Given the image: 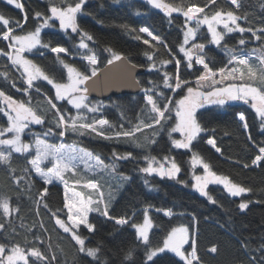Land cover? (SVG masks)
<instances>
[{
  "label": "trees",
  "instance_id": "obj_1",
  "mask_svg": "<svg viewBox=\"0 0 264 264\" xmlns=\"http://www.w3.org/2000/svg\"><path fill=\"white\" fill-rule=\"evenodd\" d=\"M18 2L23 3V10L9 4L7 0H0V14L10 21H19L22 25V28H17L15 24L10 25L14 30L13 35H28L34 32L43 23V18L35 17L37 12L47 17L51 15L52 6H74L79 0ZM162 2L184 10L192 5L204 7L205 12L198 14L200 18L204 15L210 16L215 11H232L242 17L238 21L242 27H251L253 30L264 28V0H237V5H233L231 0H216L215 5L208 4V0ZM77 23L79 31L73 33L71 29H60L58 21L52 20L51 24L56 28L44 29L40 36L41 45L26 52L25 56L49 78L65 83L68 80L65 64L90 75L92 66L84 57L95 53L98 58L97 68L100 70L108 64V59H111V54L107 51L110 48L126 56L133 64L144 68V72L137 77L142 89L136 94L111 96L105 100L89 97V102H103L104 107L98 113L90 112L87 108L76 109L67 100H56L55 89L44 80L34 82L27 92L22 91L27 88L25 75L8 56L0 54V91L17 102H24L45 120L43 125L25 130L23 141L33 144L29 152L16 153L11 151L9 146L0 145V151H11L8 163L0 160V199L8 198L12 209L7 216L0 209V223L5 225L4 229H0V244L5 245L7 249L18 244L26 252L37 248L49 257L55 254L56 260L52 264H152L147 260V251L163 247L164 241L173 230L186 227L190 237L185 245V252L191 253V246L195 241L199 257L193 264H264V161L258 165L252 164V160L259 154V147H264V129L261 128L264 122L252 107L251 101L205 105L203 109L197 110L198 121L205 131L193 141L191 148L177 149L172 143V138L177 137L171 131L177 123L175 101L182 99L186 88L183 92H174L172 88H168L163 82L164 73L175 76V60L180 59L181 79H187L190 86L197 88L200 85L195 83V77L199 74L196 69L202 70V66L195 64V55L193 69H187V58L180 51L186 29L182 12H174L168 17L163 10L153 7L147 0H86L82 12L77 15ZM145 27L152 36L140 31ZM5 30L6 27L0 24V50L9 52L12 51L9 48L10 42L2 39ZM82 31H87L93 37L91 41L84 38V42L89 45L88 49L79 46ZM156 36L160 39H154ZM241 38L246 40L244 46L238 44ZM210 39L207 27L201 26L198 27L195 40H191L187 46L192 48L195 43L205 44L203 52L207 54L206 59L210 66L220 67L228 64V49H233V54L242 53L248 56L250 61L264 51V40H256L251 32L227 34L222 46L211 44ZM144 40L150 43L145 44ZM45 44L48 45L47 48L43 46ZM55 46H63L68 52L52 53L50 49ZM193 52L196 50L193 49ZM149 56L152 57L151 60ZM166 61L170 62L165 63ZM153 63L156 64L155 69L151 68ZM235 64L233 62L228 66ZM207 89L211 87L204 88L205 91ZM149 94L154 96L161 110L164 109L167 98L171 97L173 100V104L168 105L171 109L170 118L162 120L160 124L153 122L152 118L156 114L147 102L146 96ZM50 101L56 103L61 113L72 116L83 114L85 119L81 122L106 118L110 122L109 126L103 128L107 134L120 130L121 125L126 131L136 125L140 126L134 137L126 141L105 140L95 134L80 135L71 132L64 137L55 134L40 137L55 146L64 144L81 152H91L93 157L99 155L103 165L96 164L94 160L90 163L95 164V167H89L88 163L79 159L74 162L75 170L80 168L83 171L85 182L95 180L98 185L96 177L112 162L118 172L129 177L126 186L109 207L110 216L126 218L129 224L117 225L114 220L93 211L89 213L88 219L95 225V231L89 232L83 225L78 229V233L85 238L87 247L100 248L98 259L79 252L71 234L65 233L55 223V219L59 216L71 226V221L67 219L65 191L68 193V199L74 203L83 202L92 207L99 197L87 194L84 186L76 184L74 180L67 181L64 178V181L53 180L51 185H46L29 163L36 156L35 137L32 133L42 134L50 127L54 132L58 131L53 123L58 114L51 108ZM0 108H5L3 98H0ZM239 113L245 115L247 129L243 127L244 122L239 120ZM165 115L168 117L169 113L166 112ZM7 126L6 116L0 112V127ZM209 138L216 140L215 147L207 143ZM137 144L142 147H137ZM128 152L133 153L136 158L113 159V153L121 155ZM193 154L200 156L216 174L228 177L233 183L251 191L232 196L222 186L211 184L207 187V197L199 195L192 189ZM145 156L161 160L165 157L173 158L181 168L177 179H162L158 175L140 171L149 163L144 159ZM52 162L49 157L42 162L41 167L46 170L52 166ZM65 181L67 189L64 187ZM45 186L48 187V193L42 197L40 193ZM242 202L248 203L246 209L239 207ZM168 211H171L172 215H168ZM53 213H56V216H53ZM146 218L152 223L149 245H145L133 227L143 224ZM213 247L216 248L215 253L211 251ZM7 254L9 253L4 255ZM153 259L155 264H186L170 252L158 254ZM28 264L44 262L29 255Z\"/></svg>",
  "mask_w": 264,
  "mask_h": 264
},
{
  "label": "snow or ice",
  "instance_id": "obj_2",
  "mask_svg": "<svg viewBox=\"0 0 264 264\" xmlns=\"http://www.w3.org/2000/svg\"><path fill=\"white\" fill-rule=\"evenodd\" d=\"M11 5H14L16 8L23 10V3L18 2V0H7ZM86 0H79L75 3L74 6L67 7H58L52 6L50 8L51 15L44 17L41 13L37 12L35 17L37 19L43 18V24L40 27H37L34 32L29 33L27 36L13 35V27L11 24H15L17 28H22V25L19 21H10L5 18L4 15L0 14V24L6 27V30L2 34V39L9 41V48L12 51L3 52L0 50V54L6 55L12 61L13 64L20 66L23 73L26 77L27 88L22 89V91L27 92L34 85V81L43 79L48 81L49 84L55 89V97L58 101H63L65 98L68 99L69 103L74 105L76 109L87 108L88 111L93 113L100 112L104 104L103 102H89L88 93L90 88L88 86V81L92 78L97 77L98 73V58L95 53L85 56V60L92 66L90 75L79 72L72 65H65L67 68L68 79L70 83H59L54 80H51L48 75H46L33 61L24 57L23 53L25 51H31L35 49L38 45H41L40 31L41 27H50L51 21L53 19L59 20V28L67 31L71 29L73 33L79 31V25L77 23V15L82 12L83 5ZM153 7L157 9H162L168 17H171L174 12H182L185 18V28L183 35V44L180 45V51L184 53V56L187 58V69H193V56H196L195 64L202 66L201 69H196L199 73L195 77V83L201 85L202 81H210L211 90L210 91H200L198 88H193L190 86V81L187 79H181L180 75V66L182 61L180 59L175 60L176 65V75L172 76L169 73L165 72L163 76V82L168 88H172L174 92L177 90L183 92L186 88V94L183 95L182 99L175 101V114L178 117L179 122L175 127L171 129L172 132L179 131L184 134V139L173 140V145L177 149H190L192 142L195 141L199 134L202 131H205L201 127L200 122L197 118V110L203 109L207 104L215 105H225L228 101H243L244 103L252 102V107L256 109L261 117H264V51L261 52L259 56L260 61V73H259V82L262 87H253L248 83H232L231 81L244 80L245 75L247 74L248 79L256 80L257 71L253 68V65L250 62L248 56L241 54H233V49H228V55L230 57L228 64L224 66H210L209 61L206 59L207 54L203 52L205 44L195 43L192 45V48H185V45H188L191 40H195L198 27L200 25H207V31L211 34L210 43L216 46H222V42L225 41L227 34L239 32L241 34L245 32H251L256 40H264V28L253 30V28L242 27L238 21L242 19L235 15L232 11H215L212 15H204L201 19L198 14L204 13L205 8L197 5H192L186 8V10L178 7H173L169 4L163 3L162 0H147ZM216 0H208V4L215 5ZM233 5H237V0H231ZM205 5V7L208 6ZM246 19V17H245ZM27 16L25 14V21ZM195 20L197 27L191 26V21ZM223 25V31L218 30L219 26ZM141 32L148 33L149 36L153 34L149 31L148 28H141ZM259 33V34H258ZM82 39L80 41V48L88 49L89 45L84 42V38L91 41L93 37L87 32H81ZM154 39L159 40L158 36ZM145 44H149L150 41L144 40ZM238 44L244 46L246 40L244 38L239 39ZM45 48L48 47L47 44L43 45ZM193 49L196 52H193ZM52 53L60 54L68 52L63 46H55L51 49ZM111 54V59H108L107 63L112 65L115 61H120L122 55L114 52L112 49H107ZM152 57L149 56V60ZM166 61L165 63H169ZM235 62L237 65L243 66L246 68V73L244 71H239L237 67H229L228 65ZM63 63V61H62ZM151 68L155 69L156 64H151ZM219 76V79L216 77ZM227 82L226 86L224 85ZM0 98H3L5 108H0L8 121L7 127H0V145L9 146L11 151L16 153H27L33 148V144L26 143L22 140V135L26 129H29L30 125H43L45 123L44 117L38 115L33 108L26 106L24 102H17L11 96L6 95L3 91H0ZM163 99V94H161ZM148 104L151 105L152 112L156 115L152 118L155 124H160L162 120L170 118L171 109L168 105L173 104L171 97L167 98L164 102V109L161 110L157 106V101L154 99L152 94L147 95L146 97ZM51 108L55 109L58 116L57 119L53 122L55 129L58 131L54 132L53 128H48L42 134L32 135L35 137V150L36 156L31 159L29 163L34 167L36 174H38L46 185H51L53 180L64 181V174L66 172L75 170V161L78 159L80 161L88 163L89 167H95V164L90 163L92 160L96 164L103 165L99 155L93 157L91 152L87 151H78L75 148H68L64 144L55 146L49 144L46 139L40 138L50 137L52 135H58L59 137L66 136L69 132L79 133L80 135H92L105 140H129L134 137V133L140 130V126L136 125L135 128L124 130L123 125L120 126V130H114L112 134H107L103 128L109 126L110 122L106 118H93L91 122H81L85 119L84 115L77 113L75 116L67 113H61L60 109L57 108L56 103L51 102ZM91 104V106H89ZM6 109V111H5ZM168 112L169 116L166 117L165 113ZM240 121L244 122L243 127L248 128L246 123V117L243 113L238 114ZM151 127V125H147ZM261 128L264 129V125H261ZM6 133H12L11 138H3ZM170 135V133H169ZM251 138V137H249ZM155 143V141H153ZM207 143L215 147L216 140L214 138H209ZM137 147H142V145L137 144ZM259 154L255 156L252 160L253 165H258L260 162L264 161V147H259ZM11 151L4 152L0 151V160L8 163L11 159ZM219 151V149H217ZM52 158V166L46 170L41 167V164L44 160ZM133 153L128 152L126 154L117 155L113 153V159H135ZM145 160H148L149 163L146 167L140 169L143 173L146 174H156L160 178H169L176 180L178 174L181 172L180 166L174 161L169 160L168 157H165L166 161H169V166L165 167L163 163L159 166H153L155 157H144ZM192 165L202 164L204 169L203 175H194L195 184L193 187L198 190L202 195L208 196L206 191L209 184H220L226 188L227 192L232 196H240L246 192H250L251 189L243 187L239 184L233 183L229 178L217 175L216 172L212 171L208 163L203 162V160L196 154H193ZM247 167V165H245ZM108 167V166H105ZM115 170V166H111ZM27 171V169L25 170ZM64 187L67 189V182H64ZM87 187L96 189L98 185L95 180H89ZM48 193V187L45 186L40 193L43 197ZM102 195V194H101ZM65 207L67 208L68 216L67 219L71 221V226L66 224L63 219H60L59 216H56V213H53V216H56L55 223L63 229L65 233H70L71 238L78 245V251L85 253L86 255L92 258H99L100 248H90L86 246L85 238L78 233V229L81 225L85 226L89 232L95 231V225L91 223L88 219L90 212H97L103 215L108 219L114 220L117 225H127L129 220L126 218H116L110 216V209L107 203L101 199L95 204V207L85 204L83 202L74 203L72 200L68 199V193L65 191ZM215 202V201H211ZM47 207V205H45ZM239 207L243 210L248 207V203H241ZM0 209L3 210V213L7 216L10 211H12L10 202L8 198L0 199ZM18 211V209H16ZM168 215H172L171 211H168ZM147 217V213H145ZM151 220L145 219L143 224L133 225L138 231L140 239L149 245V229L151 228ZM5 225L0 223V229H4ZM188 229L180 228L173 230V232L168 236L167 240L164 241L163 247L152 248L151 251H147L146 256L147 260L151 261L152 264H155L154 257L158 253H164L166 250L175 253L176 256L180 257L186 262V264H193L194 261H198L199 257L197 256L195 241L192 243V251L190 254H186L183 250L185 244L188 243ZM213 253L216 252V248L211 249ZM8 252L7 256L4 254ZM29 255L35 257L38 261H43L44 264H52L56 260V255L51 254L50 257L45 255L37 248H32L28 250V253L25 252V249L21 248L18 244L7 249L5 245L0 244V264H18V262H23V264H28ZM131 253H129V256Z\"/></svg>",
  "mask_w": 264,
  "mask_h": 264
},
{
  "label": "rangeland",
  "instance_id": "obj_3",
  "mask_svg": "<svg viewBox=\"0 0 264 264\" xmlns=\"http://www.w3.org/2000/svg\"><path fill=\"white\" fill-rule=\"evenodd\" d=\"M160 10H162V9H160ZM203 18V17H202ZM201 18V19H202ZM53 20H56V21H58V24H59V20L58 19H53ZM51 23V22H50ZM239 23V22H238ZM43 24V23H42ZM42 24H40V26L42 25ZM52 26H50V27H41V31H40V36H41V32L44 30V29H46V28H53V29H55L56 27L53 25V24H51ZM39 26V27H40ZM191 26L192 27H196V21L195 20H192L191 21ZM201 26H205V27H207V25H200L199 27H201ZM218 30H222L223 31V25H220L219 26V28H218ZM185 31H186V29H185ZM210 34V33H209ZM19 36H22V37H24V36H27V35H19ZM210 36H211V34H210ZM41 39V38H40ZM182 44H183V42H182ZM38 46H40V45H38ZM37 46V47H38ZM188 45H185V48L187 49L188 47H187ZM33 50V49H32ZM26 52H29V51H25L24 53H23V55H24V57H26L25 56V53ZM183 53V52H182ZM184 54V53H183ZM27 58V57H26ZM28 59V58H27ZM251 64L253 65V68L257 71V79L256 80H250V79H248V77H247V74L245 75V78H244V80H236V81H231L232 83H237V84H239V83H248V84H251L253 87H262V85L260 84V82H259V73H260V61H259V56L258 57H253V58H251ZM36 65V64H35ZM65 65H69V64H65ZM17 67H19L20 68V66H18V65H16ZM231 67H237L238 68V73H237V75H239V71H244L245 73H246V68L245 67H243V66H240V65H237V64H235V65H233V66H231ZM66 68V67H65ZM21 69V71L23 72V70H22V68H20ZM66 70H67V68H66ZM24 74V73H23ZM68 74V73H67ZM25 75V74H24ZM51 79V78H50ZM216 79H219V76H217L216 77ZM39 80H43L42 78L41 79H39ZM52 80V79H51ZM36 81H38V80H36ZM36 81H34V82H36ZM45 81V80H44ZM46 82H48V81H46ZM67 83H70V81H69V79L67 80V82H65V84H67ZM226 84H227V82H225V84L224 85H217V87H219V86H226ZM203 87V88H202ZM206 87H212L211 86V83H210V81H202L201 82V85L199 86V87H197L200 91H205L204 90V88H206ZM211 89H207L206 91H210ZM89 98V97H88ZM65 100H67L68 101V99L67 98H65ZM69 102V101H68ZM251 104H252V102H251ZM5 105V104H4ZM71 106H73L74 107V105H72V104H70ZM256 110V109H255ZM258 113V112H257ZM259 114V113H258ZM260 116V115H259ZM261 117V116H260ZM262 120H263V122H264V117H262ZM179 122V120H178V117H177V123ZM176 123V124H177ZM264 125V124H263ZM33 126H36V125H30V127H33ZM176 126V125H175ZM29 127V128H30ZM27 130V129H26ZM173 134H176V136L177 137H173L172 138V143H173V140H177V139H184L185 137H184V134H182L181 132H179V131H176V132H173ZM5 135H7L6 137H3V138H11L12 137V133H6ZM22 140H23V135H22ZM25 142V141H24ZM27 143V142H26ZM193 143V142H192ZM191 148V147H190ZM197 155V154H196ZM193 157V156H192ZM200 157V156H199ZM169 158V160H173V158H171V157H168ZM201 158V157H200ZM202 159V158H201ZM203 160V159H202ZM191 161H192V158H191ZM149 162V161H148ZM203 162H205L204 160H203ZM161 163H163L164 165H165V167H168L169 166V161H166L165 160V158L163 159V160H161V159H157V158H155V161L153 162V166H159V164H161ZM191 164H192V162H191ZM112 165H114L115 166V164H114V162H112L110 165H109V167L102 173V174H99L97 177H96V179H97V182H98V188H96V189H92V188H89V187H87V184H88V182H85V180H86V177L85 176H83L84 175V173H83V171L80 169V168H77L75 171H73V172H67L65 175H64V178H65V180H74L75 181V183L76 184H79V185H83L84 186V189H85V191L87 192V194H90V195H92V196H94V197H99V200H97V201H95L94 202V204H93V207H95V204L97 203V202H99L101 199L104 201V203H107L108 205H109V207H110V205H111V203H112V201H114L117 197H118V195L120 194V192L124 189V187L126 186V184H127V182H128V179H129V177L127 176V175H125V174H121L120 172H118L117 170H116V168H115V170L111 167ZM192 172H193V180H194V175H203L204 174V169H203V166H202V164H199V165H196L195 167L192 165ZM156 175V174H155ZM217 175H219V174H217ZM221 176H223V175H221ZM225 177V176H224ZM228 178V177H227ZM230 180V179H229ZM231 181V180H230ZM232 182V181H231ZM194 184H195V180H194ZM213 184H215V183H213ZM209 185H211V184H209ZM208 185V186H209ZM217 185H220V184H217ZM220 186H222L223 188H224V186L223 185H220ZM196 193H198L199 195H201V196H204V195H202L198 190H196L194 187L192 188ZM225 190H226V188H224ZM206 191H207V189H206ZM227 191V190H226ZM103 192V193H102ZM101 193H102V195H101ZM147 219H149V218H147ZM152 224V223H151ZM151 228H152V226H151ZM150 228V229H151ZM180 228H186V227H180ZM180 228H177V229H180ZM150 229H149V232H150ZM137 230V229H136ZM176 230V229H175ZM137 233H138V231H137ZM187 235H188V241H189V237H190V234H189V230H188V233H187ZM139 236V235H138ZM140 238V237H139ZM186 245V244H185ZM185 245H184V247H183V250L185 251ZM26 252V251H25ZM165 252H170V253H172L171 251H169V250H166ZM26 253H28V252H26ZM186 253V252H185ZM10 254V253H9ZM158 254H162V253H158ZM175 256H176V254L175 253H173ZM187 254V253H186ZM8 255V254H7ZM7 255H5V256H7ZM178 257V256H177ZM179 259H181L180 257H178ZM182 260V259H181ZM18 263H20V262H18ZM23 263V262H22Z\"/></svg>",
  "mask_w": 264,
  "mask_h": 264
},
{
  "label": "water",
  "instance_id": "obj_4",
  "mask_svg": "<svg viewBox=\"0 0 264 264\" xmlns=\"http://www.w3.org/2000/svg\"><path fill=\"white\" fill-rule=\"evenodd\" d=\"M142 72L144 68L122 56L120 61L107 64L98 70L97 77L88 81V97L105 100L111 96L139 93L142 88L137 77Z\"/></svg>",
  "mask_w": 264,
  "mask_h": 264
}]
</instances>
